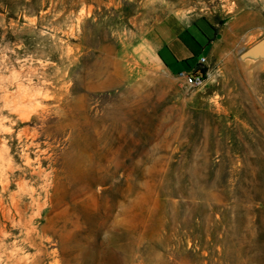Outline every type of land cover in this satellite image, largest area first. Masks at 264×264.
<instances>
[{
  "label": "rangeland",
  "instance_id": "obj_1",
  "mask_svg": "<svg viewBox=\"0 0 264 264\" xmlns=\"http://www.w3.org/2000/svg\"><path fill=\"white\" fill-rule=\"evenodd\" d=\"M168 15L221 36L201 87ZM262 38L264 0H0V264H264Z\"/></svg>",
  "mask_w": 264,
  "mask_h": 264
},
{
  "label": "crops",
  "instance_id": "obj_2",
  "mask_svg": "<svg viewBox=\"0 0 264 264\" xmlns=\"http://www.w3.org/2000/svg\"><path fill=\"white\" fill-rule=\"evenodd\" d=\"M218 40L214 28L207 22L193 17L168 15L155 25L146 38V46L171 75L178 76L180 73L194 72L203 59L208 61ZM205 48L208 54L197 60ZM164 51L165 57L161 55ZM175 68L177 74L174 73Z\"/></svg>",
  "mask_w": 264,
  "mask_h": 264
},
{
  "label": "built area",
  "instance_id": "obj_3",
  "mask_svg": "<svg viewBox=\"0 0 264 264\" xmlns=\"http://www.w3.org/2000/svg\"><path fill=\"white\" fill-rule=\"evenodd\" d=\"M206 60L201 61V66L192 73H180L178 77L185 80L193 87H201L208 80L209 74L205 71Z\"/></svg>",
  "mask_w": 264,
  "mask_h": 264
},
{
  "label": "water",
  "instance_id": "obj_4",
  "mask_svg": "<svg viewBox=\"0 0 264 264\" xmlns=\"http://www.w3.org/2000/svg\"><path fill=\"white\" fill-rule=\"evenodd\" d=\"M218 38H221L220 35H218ZM262 49L264 50V38H262L259 42H257L255 45H253L247 52L246 54H250L251 52Z\"/></svg>",
  "mask_w": 264,
  "mask_h": 264
}]
</instances>
